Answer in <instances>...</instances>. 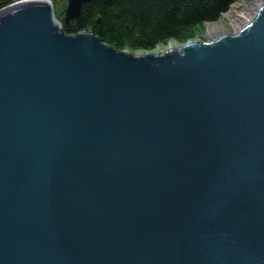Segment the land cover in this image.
<instances>
[{
    "label": "water",
    "instance_id": "1",
    "mask_svg": "<svg viewBox=\"0 0 264 264\" xmlns=\"http://www.w3.org/2000/svg\"><path fill=\"white\" fill-rule=\"evenodd\" d=\"M90 1L0 9V264H264V0L140 52Z\"/></svg>",
    "mask_w": 264,
    "mask_h": 264
},
{
    "label": "trees",
    "instance_id": "2",
    "mask_svg": "<svg viewBox=\"0 0 264 264\" xmlns=\"http://www.w3.org/2000/svg\"><path fill=\"white\" fill-rule=\"evenodd\" d=\"M16 0H0V9ZM63 20L66 0H50ZM239 0H92L63 29L92 31L105 43L128 51H155L202 39L207 25L222 19Z\"/></svg>",
    "mask_w": 264,
    "mask_h": 264
},
{
    "label": "rangeland",
    "instance_id": "3",
    "mask_svg": "<svg viewBox=\"0 0 264 264\" xmlns=\"http://www.w3.org/2000/svg\"><path fill=\"white\" fill-rule=\"evenodd\" d=\"M248 2H256V0H239L236 3H234L232 6L243 4V3H248ZM258 2H256L253 5L254 6L253 8H256ZM232 6H231L230 10L226 14H224V16L222 17V19L220 21L207 25L206 31L203 34L202 39L207 38V37L212 38V37H215V36L223 34V33H232L235 30H237V28H239L241 26V22H243V20H241L239 18H237V19L226 18V15L232 12V10H231ZM243 16H246V14L244 13ZM212 30H214V31H212ZM174 45L178 46L179 44L173 43L169 47H172ZM166 48H168V47H166ZM166 48H164V49H166ZM159 50L162 51L163 48L159 49ZM138 52H140V51H138Z\"/></svg>",
    "mask_w": 264,
    "mask_h": 264
},
{
    "label": "bare ground",
    "instance_id": "4",
    "mask_svg": "<svg viewBox=\"0 0 264 264\" xmlns=\"http://www.w3.org/2000/svg\"><path fill=\"white\" fill-rule=\"evenodd\" d=\"M260 0H256V2H258ZM256 2H248V3H243V4H239V5H235L232 6V12L226 15V18H230V19H241L243 20V22H245L247 19H249L253 13V10H255V8H253L254 4ZM244 13L246 14V16H243ZM241 22V24L243 23ZM216 29V28H215ZM214 29V30H215ZM212 30V31H214ZM177 48V45L172 46V48Z\"/></svg>",
    "mask_w": 264,
    "mask_h": 264
}]
</instances>
